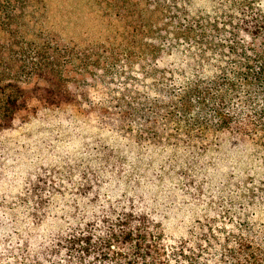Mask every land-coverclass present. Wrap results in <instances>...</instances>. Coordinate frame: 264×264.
<instances>
[{"label": "trees", "instance_id": "16d2710c", "mask_svg": "<svg viewBox=\"0 0 264 264\" xmlns=\"http://www.w3.org/2000/svg\"><path fill=\"white\" fill-rule=\"evenodd\" d=\"M97 1L122 28L102 42L80 44L65 43L46 28L45 0H0V132L40 108L80 104L78 88L88 86L98 71L121 66L123 74L130 72L127 86L135 88H128L135 95L124 100L130 105L126 114L137 112L138 107L130 110L131 103L145 99L170 119L168 124L181 125L175 130L179 138L208 136L213 130L251 138L264 155L260 3L252 18L244 7L237 12L238 23L230 20L234 37H213L203 49V37H194L196 21L181 22L188 18V0ZM159 22L163 28H156ZM107 73L98 76L102 85L110 84L106 77L112 73ZM196 111H201L198 116ZM263 195L258 190L251 199L259 203ZM85 200L86 208L67 219L64 215L57 232L38 228L37 212L2 213L0 225L19 226L10 234L8 228L0 230V264H264V222L246 216L235 230L200 226L194 239L169 241L160 224L133 204H96L98 196Z\"/></svg>", "mask_w": 264, "mask_h": 264}, {"label": "rangeland", "instance_id": "374dc122", "mask_svg": "<svg viewBox=\"0 0 264 264\" xmlns=\"http://www.w3.org/2000/svg\"><path fill=\"white\" fill-rule=\"evenodd\" d=\"M188 1V18L181 22L196 21L194 37H203V49L213 37L235 36L229 22L238 23L244 7L249 18L258 3L264 12V0ZM45 8L46 28L65 43L102 42L122 28L97 0H45ZM123 70L98 71L76 90L80 104L40 108L0 132V216L37 212L42 218L37 227L57 232L64 215L78 213L89 203L85 198L98 196L96 204H133L150 214L169 241L194 239L200 226L235 230L246 216L264 222V197L259 203L251 199L258 190L264 193V155L254 140L213 130L179 138L175 130L181 125L168 124L170 119L145 99L131 103L137 112L126 114L130 105L124 100L135 95L128 88H135L127 86L129 71ZM106 73L113 76L102 85L98 76ZM16 226L7 222L0 230L10 234Z\"/></svg>", "mask_w": 264, "mask_h": 264}]
</instances>
